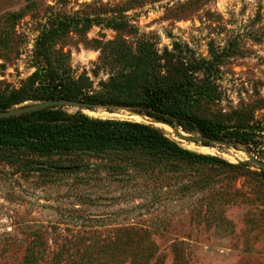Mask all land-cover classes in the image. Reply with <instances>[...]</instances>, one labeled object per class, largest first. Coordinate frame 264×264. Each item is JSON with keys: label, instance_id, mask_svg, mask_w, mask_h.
Instances as JSON below:
<instances>
[{"label": "rangeland", "instance_id": "374dc122", "mask_svg": "<svg viewBox=\"0 0 264 264\" xmlns=\"http://www.w3.org/2000/svg\"><path fill=\"white\" fill-rule=\"evenodd\" d=\"M44 32L51 62L89 94L139 102L142 88L188 76L171 108L251 131L257 148L187 142L169 127L215 161L0 149V264H264V169L249 160L264 162V0H0V102L24 100L10 109L44 96ZM82 113L152 123L125 107Z\"/></svg>", "mask_w": 264, "mask_h": 264}, {"label": "trees", "instance_id": "16d2710c", "mask_svg": "<svg viewBox=\"0 0 264 264\" xmlns=\"http://www.w3.org/2000/svg\"><path fill=\"white\" fill-rule=\"evenodd\" d=\"M51 33L44 32L37 40L35 57L43 62L38 66L43 98L40 102L55 99L79 100L93 105L126 107L136 114L147 116L177 127L180 131L198 137L226 142L234 148H244L255 154V135L242 128H227L183 114L171 108L179 96L190 90V78L184 77L168 87L142 88L139 102H119L101 99L98 94H89L79 87L80 80L73 77L67 68L55 65L50 60ZM16 103L0 102V111L9 110ZM203 145H210L203 142ZM0 149L22 152L41 157L78 155L128 158L135 165L146 166L177 164H201L215 161L208 156L196 154L179 146L162 130L151 124L120 119L91 118L82 109L67 114L62 107L44 108L34 112L0 119ZM260 169V168H259Z\"/></svg>", "mask_w": 264, "mask_h": 264}, {"label": "water", "instance_id": "95a60500", "mask_svg": "<svg viewBox=\"0 0 264 264\" xmlns=\"http://www.w3.org/2000/svg\"><path fill=\"white\" fill-rule=\"evenodd\" d=\"M51 107H62V108H75L77 110L82 109V110H89V108H92L93 105L86 103V102H82L79 100H68V99H55V100H46V101H40V102H36V103H32V104H26V105H22L19 106L17 108H12L9 110H4V111H0V119L3 118H10L13 116H18V115H22V114H26V113H30V112H34L40 109H44V108H51ZM95 107L98 108H106V109H112L117 111L118 108H124V107H118V106H114V105H97ZM126 108V107H125ZM130 112H132L133 114H136L135 112L131 111L129 108H127ZM139 115V114H136ZM143 116V115H140ZM145 118H148L149 120L155 122V123H160L163 125H166L170 128H174L175 129V134L177 137L187 141V142H191V141H199L200 143L203 142H208L210 144H218L221 146H231L226 142H221V141H217V140H212L206 137H198V136H191L188 135L184 132H180L179 129L177 127H172L169 124H166L164 122H160L157 121L155 119L149 118L147 116H144ZM147 124H151L153 126H155L153 123H147ZM157 127V126H155ZM159 128V127H157ZM161 129V128H159ZM250 154V153H249ZM249 160L251 163H253L254 165H256L258 168L260 169H264V162L263 161H259L256 158H254L253 156L249 157Z\"/></svg>", "mask_w": 264, "mask_h": 264}, {"label": "bare ground", "instance_id": "6f19581e", "mask_svg": "<svg viewBox=\"0 0 264 264\" xmlns=\"http://www.w3.org/2000/svg\"><path fill=\"white\" fill-rule=\"evenodd\" d=\"M136 119H141L140 117H138V116H134ZM133 117V118H134ZM152 123L155 125V126H157V127H159V128H162V129H164V130H170V128L168 127V126H166V125H163V124H160V123H155V122H153L152 121Z\"/></svg>", "mask_w": 264, "mask_h": 264}]
</instances>
